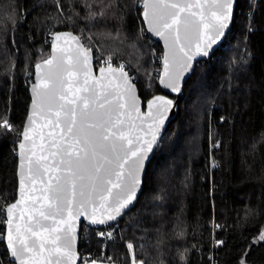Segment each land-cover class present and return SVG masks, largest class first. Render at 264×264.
Returning <instances> with one entry per match:
<instances>
[{
  "label": "trees",
  "instance_id": "obj_1",
  "mask_svg": "<svg viewBox=\"0 0 264 264\" xmlns=\"http://www.w3.org/2000/svg\"><path fill=\"white\" fill-rule=\"evenodd\" d=\"M104 3L88 9L84 0H59V7L57 0H0V121L12 124L0 129V264H14L4 240L6 208L17 198L35 65L50 56L54 34H78L97 68L108 56L124 64L145 102L163 93L151 77L152 48H163L146 32L143 7ZM101 9L102 18L88 19ZM117 224L111 239L84 224L80 252L131 264L132 243L144 264H264V0H237L232 30L197 64L142 194Z\"/></svg>",
  "mask_w": 264,
  "mask_h": 264
},
{
  "label": "snow or ice",
  "instance_id": "obj_2",
  "mask_svg": "<svg viewBox=\"0 0 264 264\" xmlns=\"http://www.w3.org/2000/svg\"><path fill=\"white\" fill-rule=\"evenodd\" d=\"M84 2L88 9H91L93 3L109 6L105 5L104 0ZM233 2L234 0H145L146 11L143 15L149 20V30L160 36L167 32L169 36L165 37L166 40L171 37L172 58L170 61L167 54L164 57V72L160 78L162 85L173 92L179 91L180 77L183 71L188 70L193 56L197 53L206 56L207 49L223 36L231 19ZM57 6L59 7V0ZM149 7L151 19L147 11ZM103 16L102 9L88 13L89 20ZM209 32L213 35H209ZM62 37L65 45L68 39L76 43L74 56L58 47L57 42ZM87 39L91 40V37ZM182 40L187 41L190 48L194 47L195 51L191 55L185 50ZM52 48L53 54L35 65L33 113L28 117L29 125H35L34 116L39 115L44 120L37 127L50 129L47 143L45 134L41 131L37 133L40 140L37 144L36 139L29 136V131H35V128L26 126L20 133L22 142L19 144L20 156L23 157V141H32L28 149L30 155L27 173L32 185L38 181L41 183V195H31L35 191L33 187L28 189V195L25 196L22 177L20 199L6 209L9 225L7 247L19 264H73L76 259L73 251L75 220L86 216L94 224H106L128 208L136 197L143 161L156 142L160 127L173 103L163 96L154 97L147 102L148 111L142 114L135 85L124 70V64L113 67L112 57H106L104 66L99 68V77L90 86L91 47H85L80 37L72 33H56ZM57 50L61 55L55 54ZM181 53L186 57L181 71L171 70ZM78 66L83 69V81L77 79L80 75ZM105 73L110 74L109 77H105ZM116 73H119L122 84H116L115 87L121 91L109 93L101 81L107 79L111 84ZM79 93L87 94L78 95ZM146 118H151L147 123V131L136 124L137 120L143 124ZM0 129L11 131L12 125L4 119L0 121ZM146 136L151 138L146 139ZM215 146L219 147V144ZM37 148L39 154L35 151ZM45 176L46 181L43 179ZM113 190H116L115 194ZM27 200L33 201L32 208L21 209L19 219L23 221L27 212L29 226L22 230L17 223L14 237L11 227L13 209ZM101 209L103 211H99ZM33 219L35 226L32 225ZM44 221L51 223L45 224ZM63 224L68 227L62 228ZM22 231L24 235H21ZM99 235L112 238L111 232H100ZM260 239L264 240V234H261ZM126 247L132 253L131 264H144L142 260L136 259L132 243H128ZM90 264H96V261H91Z\"/></svg>",
  "mask_w": 264,
  "mask_h": 264
},
{
  "label": "water",
  "instance_id": "obj_3",
  "mask_svg": "<svg viewBox=\"0 0 264 264\" xmlns=\"http://www.w3.org/2000/svg\"><path fill=\"white\" fill-rule=\"evenodd\" d=\"M144 4H145V0H144ZM236 9H237V0H234L233 6H232L231 19L228 22V27L224 29L223 36H221L215 43H213L211 45V47H209L207 49L208 54L206 56L203 55V54H199V53H197L196 55L193 56V59L190 62V66L188 67V70L187 71H183V74L180 77V80H179V91L178 92H173V91H171L170 88H166L164 85H162L160 83V80H159V86H160L161 90L163 91V93L157 94V95L151 97L149 100H152L154 97H157V96H163L166 99L171 100L173 103H172L171 108L168 110V112L166 114V117L164 118L163 125L160 127L156 142L152 145L151 151H149L147 153V156H146V158L143 161V168H142V170H141V172L139 174L140 183H139V186H138V190L136 192V197L132 201V203L128 206V208L122 210L121 215L117 216V218L115 220L108 221L106 224H94V223L91 222V219L86 217V216H80V217H78L75 220V223L73 225L74 228H75V240H74V243H73V251L76 254V259L73 262V264H80V261H81L80 237H81L82 226L84 224L86 226H88V227H91V228L109 227V226L114 225V224L118 223L119 221H121L124 218V216L136 206V204H137V202H138V200H139V198H140V196L142 194V191H143L144 180H145V176H146L148 165L151 162V160L153 159L155 151L159 148V146L161 144V141H162V139H163V137H164L169 125L176 119V117L178 115L180 98L183 95V92H184V89H185V86H186L187 82L189 81V79L194 74L197 64L200 63L201 61H205V60L210 59L213 56V54L222 46V44L224 43L228 33L233 28ZM145 11H146V9H145V7L143 5L142 20H143V22L145 24L146 32H147L148 36L152 40H154L155 42L160 43L162 45L163 52H164V57L167 54L168 57H169V60L171 61V58H172L171 37H169L166 40L165 37L169 36V34L167 32H165L164 36H160V35H157L156 32L150 31L149 30V28H150L149 20H146L144 18V15H143V13ZM147 11H149V19H151V8L149 7V9H147ZM193 11H197V9H193ZM205 11L207 12V9ZM57 33H72L74 36H79L78 34L72 32V31H59ZM209 35H213V33L209 32ZM181 36L183 37V25H181ZM53 39H54V36H53ZM53 39H52V42H53ZM80 41H81V43H83L85 45V47H88V46H86V44L84 43V41L82 40L81 37H80ZM52 42H51V54L50 55L53 54ZM182 42L185 43V46H186L185 50L188 51L189 54L191 55L192 52L195 51L194 47L190 48L189 47V43L187 41H183L182 40ZM57 44H58V47H61V48L65 49V53L66 54L73 55V56L75 55L76 43L74 41H72L71 39H68V43H67V45H65L64 38L62 37L61 40L57 42ZM201 46L202 47L204 46L203 42H201ZM55 54L57 56L61 55V53L58 50H57V52ZM184 60H186V57H183V54L181 53L178 56V58H177V62L175 64V66H174V69H171V70H175L177 72L181 71V65L183 64ZM39 63H42V61H40ZM90 63H91V68H92V76L89 77V85L92 86L94 79L99 77V68L101 67V66L98 67V68L96 67V64H95V52H94L93 49L91 51V61H90ZM102 66H104V65H102ZM112 66L113 67H117L115 65H112ZM78 70L80 71V75H79V77L77 79L79 81H83V79H84L83 69L79 68V66H78ZM125 71L127 72V70H125ZM163 72H164V60H163V69H162L161 76H162ZM42 74L43 73H41V75ZM109 75L110 74L105 73V77H109ZM128 76H129V78L131 80V83L135 85V94L139 98L140 112L142 114L146 113L148 111L147 102L149 100L146 101V102L143 100V98L140 95V91L138 89L137 84L133 81V79L131 78L129 73H128ZM35 83H36V72H34V81H33L32 85L30 86V89H29L30 90V95H31V103H30V106H29L28 116L26 118L23 131L25 130L26 126L30 127V128H35V131H29V136L30 137H34L36 139V143L37 144L40 143L39 136L37 135V133L42 131L45 134V143H47V139H48L47 138V133H48V131L50 129L47 128V127H45V128L37 127L39 125H42L44 123V120L39 115H37V116L33 117V119L36 122L35 125H29V121H28V117L30 115H32V113H33V108H32L33 99H34L33 85ZM101 84L105 85L106 90L109 93H111V92L121 91V89L116 88L115 85L116 84H122V81L120 80L119 73H116L115 74V79L112 81L111 84L108 83L107 79L102 80ZM97 88L99 89V86H97ZM86 94L87 93H79L78 95H86ZM173 96H175L176 98H173ZM155 111H156V109L154 108L153 109V113L154 114H155ZM150 119L151 118H146L143 124H141V121L137 120L136 124L138 126L143 127L144 130L147 131V123L150 122ZM145 138L146 139H150L151 137L150 136H146ZM21 142H22V138H21L20 143ZM23 142L25 144L24 156L23 157L20 156V149H19V145H18V166H17L18 189H17V198L12 203H15L18 199H20V181H21L22 177H23L24 186H25V196L28 195V189L29 188H33V187H34L35 191H33L31 193V195H33V196L41 195V192H40V189L42 188L41 183L38 181L35 185H32L31 180H30V178L28 176V173H27V169H28V162L27 161H28V157L30 155L28 149L30 148L32 141L28 140V141H23ZM35 151H37V153L39 154V149L38 148L35 149ZM33 159H35V157H33ZM21 160H23V167H21ZM43 179L46 181L47 180V176H45ZM115 191L116 190H113L114 194H115ZM12 203H10V204H12ZM32 204H33L32 200H27L26 203H22L21 205H19L17 207V209H13L14 219H13V223H12L11 227H12V230H13V233H14V237H15V226H16L17 223H19L21 225L22 230L26 229L29 226V224H28V215L29 214L27 212H25V216H24V220L23 221H21L19 219V215H20L21 209H24V208L30 209V208H32ZM73 210L75 211V208H73ZM99 211H103V210L101 209ZM89 215H90V210H89ZM6 217L8 218L7 211H6ZM44 223L45 224H49L51 222L50 221H44ZM69 223H72V221H69ZM32 225L35 226V219H33ZM61 227L62 228H67L68 225L67 224H63V225H61ZM8 229H9V225L7 223L6 224V231H5V238H4L6 246L8 245V239H7ZM21 235H24L23 231H22ZM61 235H63V233H61ZM17 247H19V242H17ZM7 249H8V252H9L10 260L14 264H19V262L14 257L11 256V250L8 247H7Z\"/></svg>",
  "mask_w": 264,
  "mask_h": 264
},
{
  "label": "built area",
  "instance_id": "obj_4",
  "mask_svg": "<svg viewBox=\"0 0 264 264\" xmlns=\"http://www.w3.org/2000/svg\"><path fill=\"white\" fill-rule=\"evenodd\" d=\"M137 5L139 7H143L144 5V0H137ZM153 51V72H152V75L151 77H153L155 80H160L161 78V73H162V69H163V60H164V52L163 50H159L158 47H153L152 48ZM6 120H8V122L11 124V121L9 118H7ZM12 125V124H11ZM118 224H114V225H111L109 227H104V228H92L97 234H99L100 232H111L112 235L113 233L116 231V229H118ZM89 233L86 232L84 234V237H86L87 239V242L89 243L90 242V239H89ZM106 238V237H104ZM83 243H85V240L83 241ZM82 252H81V261H80V264H90L91 261H96V264H106L108 263L109 261H98L94 258H92V256L84 249L82 248Z\"/></svg>",
  "mask_w": 264,
  "mask_h": 264
},
{
  "label": "rangeland",
  "instance_id": "obj_5",
  "mask_svg": "<svg viewBox=\"0 0 264 264\" xmlns=\"http://www.w3.org/2000/svg\"><path fill=\"white\" fill-rule=\"evenodd\" d=\"M137 1V0H136ZM152 51H153V49H152ZM152 66H153V53H152ZM152 72H153V70H152ZM151 75H152V73H151ZM106 264H115V263H111L110 261L108 262V263H106Z\"/></svg>",
  "mask_w": 264,
  "mask_h": 264
}]
</instances>
